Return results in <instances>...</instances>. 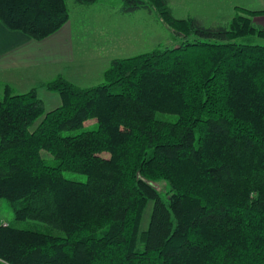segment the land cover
Here are the masks:
<instances>
[{"label": "trees", "instance_id": "trees-1", "mask_svg": "<svg viewBox=\"0 0 264 264\" xmlns=\"http://www.w3.org/2000/svg\"><path fill=\"white\" fill-rule=\"evenodd\" d=\"M139 9L179 43L113 58L95 85L57 74L40 84L59 97L50 110L36 87L0 83V200L14 220L0 224V264H264V9L235 6L213 26L166 0L120 12ZM68 19L66 0H0L1 23L35 40Z\"/></svg>", "mask_w": 264, "mask_h": 264}, {"label": "rangeland", "instance_id": "rangeland-1", "mask_svg": "<svg viewBox=\"0 0 264 264\" xmlns=\"http://www.w3.org/2000/svg\"><path fill=\"white\" fill-rule=\"evenodd\" d=\"M123 2L124 0H97L92 4H78L74 0H66L69 19L63 25L66 24L65 29L71 32L72 55L66 60L59 59L56 66L52 67L51 78L62 74L78 86L95 85L102 81V73L113 58L128 57L157 46H174L179 43L178 35L161 20L156 10L139 9L133 13H122L120 8ZM166 2L173 17L177 19L195 17L203 25L213 26L227 22L235 6L259 10L262 8V6L259 8L262 5L259 3L264 0H166ZM28 80L24 82L25 89L36 87L46 110L59 104L56 93L41 87L40 84L47 80L38 83H30ZM11 84L8 85L12 90L18 91L19 87ZM19 90H22L21 87ZM94 121L87 120L84 125H91ZM122 129L128 130L125 127ZM102 156L108 157V154L103 153ZM64 176L76 181L86 180L85 175L75 172H64ZM156 185L162 190L166 187L163 182ZM151 206L152 202L149 201L144 211L142 229L147 226ZM0 219L5 222L3 224L14 221L10 206L2 200ZM16 225L30 227L27 222H17Z\"/></svg>", "mask_w": 264, "mask_h": 264}, {"label": "crops", "instance_id": "crops-1", "mask_svg": "<svg viewBox=\"0 0 264 264\" xmlns=\"http://www.w3.org/2000/svg\"><path fill=\"white\" fill-rule=\"evenodd\" d=\"M259 4L264 9V2ZM253 21L264 27V15L253 17ZM65 27L66 24L55 33L35 40L20 31L7 29L0 21V82L21 87L22 90L15 89L21 93L29 89H25L28 79L30 83L50 79L52 67L59 59L66 60L72 55L71 32ZM3 223L0 219V224Z\"/></svg>", "mask_w": 264, "mask_h": 264}]
</instances>
